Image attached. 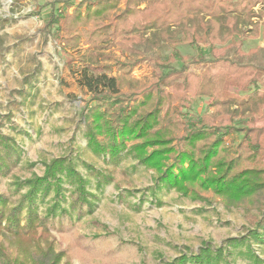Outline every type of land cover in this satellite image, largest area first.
Returning <instances> with one entry per match:
<instances>
[{"label":"rangeland","instance_id":"obj_1","mask_svg":"<svg viewBox=\"0 0 264 264\" xmlns=\"http://www.w3.org/2000/svg\"><path fill=\"white\" fill-rule=\"evenodd\" d=\"M130 1V15L124 12V21L115 15L124 11L125 0L111 18L102 22L117 26V35L111 33L112 28L96 30L91 25L70 47L62 44L66 34L47 24L50 3L54 2V7L71 4L66 9L70 13L75 3L84 0H0V133L9 136L19 150L16 165L6 176H0V193L14 201L31 190L30 179L43 176L53 160L65 157L86 180V192L94 195L90 214L77 217L71 212L60 216L69 210V194L75 186L65 171L57 175L64 188L60 196L52 186L45 192L34 190L39 214L48 215L52 206L55 212L52 223L46 222L45 229L39 227L30 234L39 241L40 250L28 247L26 238H12L9 243L2 236L0 241L12 257L27 258V264H38L46 249L50 259L53 253H60L59 264H177L181 258H185L183 264H264V230L258 228L262 222L264 225V187L232 202L210 189H197L194 196L191 190L184 193L161 184L157 179L161 172L140 162L139 148H131L141 139L125 140L123 156L114 168L87 147L83 116L93 98L99 97L78 82L74 70L88 50L97 56L101 71L117 77L119 96L125 101L140 91L153 92L140 115L152 110L161 98L171 106L163 119L191 124L200 117L215 118L218 114L216 100L199 94L204 78L228 69L231 65L227 60L235 57L236 47L246 52L263 46L259 35L232 34L218 41L212 33L210 39L195 13L192 19L196 22L187 36L183 11H175L172 16L165 13L167 0H159L160 5L153 9V0ZM225 1L217 2L223 5ZM252 1L255 11L264 5V0ZM198 2L208 4L210 0ZM80 12L86 16L84 7ZM154 19L157 24L170 22L176 26L164 43L145 48L144 39L151 31L143 33L141 24ZM93 29L96 33L89 36ZM160 35L166 37L163 31ZM231 94L241 93L228 84L223 97ZM162 102L160 106H165ZM256 108L253 125L263 130L264 106ZM163 110L158 122L163 120ZM108 118L113 123L112 116ZM247 118L245 113L229 123L237 129H231L225 137L227 143L242 141L241 128ZM167 122L162 126L171 125ZM261 132L258 135L264 138ZM98 139L107 140L104 134ZM170 145L175 148L179 144L172 140ZM146 148L148 153L159 146ZM174 156L173 151L161 164L172 162ZM92 170L108 173L112 180L100 183L89 175ZM260 180L264 181V176ZM206 249L210 251L207 258L202 254Z\"/></svg>","mask_w":264,"mask_h":264},{"label":"trees","instance_id":"obj_2","mask_svg":"<svg viewBox=\"0 0 264 264\" xmlns=\"http://www.w3.org/2000/svg\"><path fill=\"white\" fill-rule=\"evenodd\" d=\"M123 1L84 0V2L75 3L70 13L66 9L71 4L54 7L55 3L53 2L50 3L47 24L55 26L60 33L64 32L66 36H63L62 44H67L70 47L80 41L82 33L88 32L91 25L96 30L103 26L112 28L111 33L117 35V26H114L112 22L105 24L102 22L111 18V14L118 9ZM198 1L201 0H167L168 8L164 12L172 16L175 11H183V14H180L183 15V28L188 30L187 36L191 31V24L196 22L195 19H192V14L195 13L199 14L203 21L204 34L208 38L212 33L218 41H222L224 37L232 34L247 37L259 35L263 41L262 47L250 48L246 52L240 51L239 47H236L235 57L231 61L227 60L234 68L230 66L224 72H211L210 76L204 78L203 82L199 84L201 88L199 94L208 95L216 100L215 105L218 109L216 117H200L191 124L180 123L179 119L167 122V119L163 118L167 117L166 113L171 106L162 102L161 98L156 100L152 110L140 115V109H145L149 105L153 98V92L150 90L140 91L132 94L129 101H125L123 97L119 96L117 77L109 76L106 72L101 71L97 56L88 50L80 57L74 72L78 75V82L99 98L97 100L93 98L86 116H83L84 135L87 147L93 153L102 155L106 165L111 168L116 167L123 156L126 139H141L142 142L134 145L131 149L137 148L136 150H138L139 148L140 162L155 167L161 172L157 178L161 184L183 190L184 193L191 190L194 196L197 189H210L226 201L232 202L252 195L259 188L264 187V181L260 180L264 176V138L258 135L259 131L264 134V128L260 130L253 125L254 116L257 114L256 106H264V88H262L264 87V5L255 11V2L252 0H228L223 5L217 2L222 0H210L208 4ZM130 4V0H125L124 11L115 15L119 21H124L125 14L130 15ZM157 5H160L159 0H153L150 9ZM82 7L86 10V16H82L80 12ZM146 9L144 8V11ZM178 16L180 17V15ZM173 19L178 18L174 17ZM156 20L141 24L140 30L143 33L151 31L149 38L144 39L145 48L164 43L167 38L171 37L176 26L170 22L165 25L164 22L157 24ZM98 22L101 25L96 26L95 24ZM94 31H90L88 35H94L96 33ZM162 31L166 37L160 35ZM192 33L194 34V32ZM233 42L232 45L239 44ZM190 43H194L193 39L190 40ZM210 50L209 53H211ZM170 72L165 75V78L170 75ZM228 84L238 88L241 94L223 97ZM161 102L165 106H160ZM162 110L163 120L158 122ZM111 111L114 112L111 113ZM245 113H248V118L244 120V126L241 128L244 129L242 141L238 144L227 143L225 137L230 134L229 132L237 129V127L229 126V123H233L235 117L244 116ZM111 116L113 123L108 118ZM145 116L150 117L151 122L146 121ZM135 121L139 122L134 126ZM165 122L171 125L163 127ZM102 134H104V138H107L106 141L98 139V136ZM172 140H176L179 145L174 148L170 145ZM149 145H158L159 148H154L147 153L146 147ZM173 151L175 156L172 162L161 164L165 159H168ZM18 159L19 150L14 141L9 136L0 133V176H6L16 165ZM65 171L70 177L69 182L75 183V186L69 194V210H65L60 216L72 212L80 217L93 211L94 195L86 192V180L75 170L71 159L56 158L47 166L43 176H35L30 179L29 184L32 188L29 192L19 195L14 201H10L5 193H0V237L5 236L9 243L12 238H15L16 241L26 238L28 247L32 250H40L39 241L36 238H31L30 234L39 227L45 229L46 222L52 223L55 212L52 206L48 215L39 214L34 190L39 188L45 192L47 187L52 186L56 195L60 196L64 188L57 175H61ZM89 175L96 177L100 183L112 180L110 176L108 177L110 174L103 171L92 170ZM258 228L264 230L263 222L258 225ZM232 242H236V240L233 239ZM209 252L206 249L202 254L207 258ZM43 253L45 256L38 260V264H59L60 253H53L51 259L48 249ZM10 254L9 249L0 241V264H27L29 261L27 258H20L17 254L14 257ZM184 259L181 258L177 264H183ZM32 264L35 263L32 262Z\"/></svg>","mask_w":264,"mask_h":264}]
</instances>
